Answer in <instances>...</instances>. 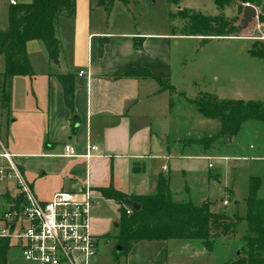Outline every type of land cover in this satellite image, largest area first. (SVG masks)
Masks as SVG:
<instances>
[{
	"label": "crops",
	"instance_id": "crops-1",
	"mask_svg": "<svg viewBox=\"0 0 264 264\" xmlns=\"http://www.w3.org/2000/svg\"><path fill=\"white\" fill-rule=\"evenodd\" d=\"M16 1L22 4L32 0ZM119 2L128 7L129 3L115 1L107 12L98 0H75L74 15L63 14L56 20L55 34L61 44L58 57L49 59L40 40L28 41L26 53L33 73L31 76H12L8 106L3 107L0 101V166H8L9 161L2 154H9L40 201L50 200L60 191L80 194L86 187L91 189L94 200L91 232L97 237V247L90 256L76 253L74 264H102L101 254L110 252H98L100 239L113 241L110 254L114 257L116 241L104 236L117 230L120 205L103 196L102 189H112L128 197L151 195L156 192L157 178L166 177L163 172L170 173L166 163L157 166L161 161L211 158L210 148L182 142L185 138L207 137L219 131L218 122L197 112L186 94L194 99L214 93L223 100H250L242 93L235 98L219 94L217 90H200L195 81L196 68L191 66L186 70L187 63L181 64L188 61L186 58L175 60L172 67L171 55L165 50V33L139 31L129 19H111ZM231 6L234 14L228 19H237L239 23L243 9L239 12L236 3ZM4 8L8 15L9 0H5ZM172 36L188 40L201 38L182 33ZM238 38H250L253 42L261 40L244 34L212 39ZM242 62L247 63L243 56ZM248 63L253 61L248 60ZM129 68H143L153 76L167 77L175 92L161 89L152 76L124 75ZM4 71L5 61L0 56V91L5 82ZM58 74L73 76L71 108L65 104ZM221 88H224L223 84ZM180 92L185 97L178 94ZM173 94L178 97L180 106L177 113H188L200 132L204 133L202 129L210 127V135L169 137L166 124L175 105ZM249 121L252 120L244 121L239 131ZM253 126L254 138L256 129L264 132V127ZM230 137L229 141H232L234 136ZM171 141L175 146L201 149L196 155H184L183 148L174 154L168 145ZM66 145L75 149V156L65 154ZM254 147L249 145L250 149ZM211 177L209 174L205 178L203 186L208 185ZM166 178L171 194H176L170 176ZM16 192L15 181L0 175V209ZM235 203L239 202L236 200ZM127 208L131 207L127 204ZM174 240H142L126 254L114 258L118 264H155L154 259L163 249L167 252ZM9 254L16 264H39L24 260L15 247L9 248L6 264ZM196 254L192 252L190 257Z\"/></svg>",
	"mask_w": 264,
	"mask_h": 264
},
{
	"label": "rangeland",
	"instance_id": "rangeland-1",
	"mask_svg": "<svg viewBox=\"0 0 264 264\" xmlns=\"http://www.w3.org/2000/svg\"><path fill=\"white\" fill-rule=\"evenodd\" d=\"M4 2L5 0H0V28H5L8 24ZM126 3H129L127 8L120 2L116 3L111 19H129L139 31L165 33L167 35L165 50L167 55H171L172 67L174 68L175 60L178 62L179 59L186 58L188 61H182L181 64L187 63L186 70L191 66L196 68L195 81L200 90H217L219 94L225 93L235 98L237 94L242 93L244 98L264 102V60L251 58L249 55L248 50L253 42L250 38L222 40L201 37L188 40L172 36V34L181 33L187 21L178 14L181 8L187 9L190 14L200 13L210 16L222 14L226 18H231L234 14L231 4L219 9L212 0H126ZM256 10L258 15L259 9L256 8ZM263 26L256 16L244 28L243 34L263 39ZM237 55L240 57L238 58ZM242 56L246 58L247 63L242 62ZM248 60L253 63L249 64ZM192 90L196 89L192 88ZM186 96L194 99L187 94ZM172 99L175 105L170 115V123L167 121L166 124L171 139L178 136L195 137L211 134L210 127L207 130L202 129L204 133L200 132L199 126H195L194 119H190L188 113L184 111L177 113V107H180L178 97L173 94ZM253 125L258 128L264 127V122L253 120L247 122L239 133L233 135L232 141L225 142L224 136L217 138L210 147L211 158L209 159L191 157L181 162L161 161L157 166L164 163L170 166V173H163L166 177L170 176L172 188L177 192L172 195L173 201H191L198 207L207 204L212 213L244 217L250 177L260 180L258 196L264 198V132L263 130L258 132L256 129L254 138L251 133L254 130ZM250 144L255 146L254 149L249 148ZM168 145L174 154L177 149L181 151L183 148L184 155H196V151L201 149L194 146L190 149L187 146H175L172 141ZM244 156L246 158H243ZM209 174L213 177L208 185L203 186ZM224 200H227L226 206L223 205ZM236 200L239 203H235ZM227 223L229 222L226 221ZM231 224L230 222L229 226ZM246 229L244 220L237 224L234 232L230 230L227 235L220 234V228L213 227L211 233L216 239L212 242L211 251H206L198 240L175 239L167 249L166 264H224L225 261L242 255V240ZM112 249L113 241L99 240L100 254L107 251L111 253ZM192 252H196V256L190 257ZM110 253H104V256L101 254L102 264H118ZM10 255L8 264H16Z\"/></svg>",
	"mask_w": 264,
	"mask_h": 264
},
{
	"label": "trees",
	"instance_id": "trees-1",
	"mask_svg": "<svg viewBox=\"0 0 264 264\" xmlns=\"http://www.w3.org/2000/svg\"><path fill=\"white\" fill-rule=\"evenodd\" d=\"M115 1L126 3V0H98V4L109 12ZM223 9L236 3L239 12L244 5H252L259 9L257 15L259 23L264 25V0H212ZM75 12V0H32L30 3L10 5L8 10V24L0 29V56L5 61L4 85L0 91V101L3 107L8 106L11 92V77L14 75L31 76L32 68L27 58L26 44L30 40H40L49 56L54 60L58 57L61 44L55 34L56 20L60 15L72 17ZM179 16L185 20L182 34L208 38H224L240 36L244 28L239 27L237 19H228L224 15H202L181 8ZM264 31V26H263ZM251 56L264 60V39L253 42L249 49ZM124 75H144L154 77L161 89L171 93L175 88L167 77L153 76L143 68H129ZM63 88L64 101L67 107H72L74 81L72 75L58 74ZM185 97L183 93H178ZM197 112L203 117L214 119L219 124L216 135L197 139H184V144H200L209 149L217 138L233 136L239 131L241 124L247 120L264 122V102L244 100L219 99L213 94H202L196 99H188ZM260 180L250 177L244 217L234 215L215 214L209 211L208 205L195 206L191 201L175 202L169 188V181L164 176L157 178L156 192L151 195L128 197L112 189H102L106 198L116 201L119 207V221L116 232L106 234L105 238H114L116 246L122 247V252L113 250L114 257L126 254L137 242L142 240H198L206 251H211L214 234L213 227L220 228V234L227 235L234 232L237 224L246 222V234L242 240V255L229 259L224 264H264V198L257 196ZM128 200L139 204V209H132L127 214ZM226 221L229 222L226 224ZM225 222V223H224ZM230 222L232 223L229 226ZM9 243L0 240V264H6ZM166 250L163 249L154 259L155 264H165Z\"/></svg>",
	"mask_w": 264,
	"mask_h": 264
},
{
	"label": "built area",
	"instance_id": "built-area-1",
	"mask_svg": "<svg viewBox=\"0 0 264 264\" xmlns=\"http://www.w3.org/2000/svg\"><path fill=\"white\" fill-rule=\"evenodd\" d=\"M9 3L16 5L17 1ZM64 150L68 156L76 155L71 146ZM2 155L9 164L0 166V175L13 179L17 192L0 209V240L18 249L24 260L39 264H74L76 253L93 255L97 237L91 232L94 200L90 187L80 194L60 191L50 200L40 201L9 154ZM126 212L131 214L132 209Z\"/></svg>",
	"mask_w": 264,
	"mask_h": 264
},
{
	"label": "water",
	"instance_id": "water-1",
	"mask_svg": "<svg viewBox=\"0 0 264 264\" xmlns=\"http://www.w3.org/2000/svg\"><path fill=\"white\" fill-rule=\"evenodd\" d=\"M257 16V10L254 6L252 5H244L243 11H242V18L239 22V27L244 28L246 27L252 20ZM238 99V98H237ZM226 141H229L231 139L230 136H224L223 138ZM127 204L134 210L139 209V204L135 202L134 200H128ZM116 251L119 253L122 252V247L117 246Z\"/></svg>",
	"mask_w": 264,
	"mask_h": 264
}]
</instances>
